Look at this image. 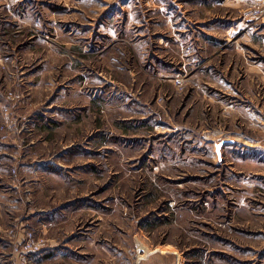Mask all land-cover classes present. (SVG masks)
Returning <instances> with one entry per match:
<instances>
[{
	"label": "rangeland",
	"instance_id": "1",
	"mask_svg": "<svg viewBox=\"0 0 264 264\" xmlns=\"http://www.w3.org/2000/svg\"><path fill=\"white\" fill-rule=\"evenodd\" d=\"M0 72V264H264V0H0Z\"/></svg>",
	"mask_w": 264,
	"mask_h": 264
},
{
	"label": "built area",
	"instance_id": "2",
	"mask_svg": "<svg viewBox=\"0 0 264 264\" xmlns=\"http://www.w3.org/2000/svg\"><path fill=\"white\" fill-rule=\"evenodd\" d=\"M1 228V227H0ZM45 246V240H36L32 232H29L25 238V244L21 249L19 246H16L15 250L17 251L18 260H6L2 264H29V261L26 257L27 252L39 251Z\"/></svg>",
	"mask_w": 264,
	"mask_h": 264
},
{
	"label": "crops",
	"instance_id": "3",
	"mask_svg": "<svg viewBox=\"0 0 264 264\" xmlns=\"http://www.w3.org/2000/svg\"><path fill=\"white\" fill-rule=\"evenodd\" d=\"M28 70L24 69V71H22V74L26 75V72ZM1 75V72H0ZM6 79V76H5ZM262 98H264V93L262 94ZM12 149L10 150V148H6L5 149H1L0 148V179H2V175H4V171L7 168V166L5 165V160L6 159H10L12 161H15L14 159H16L18 157V155L20 154L19 149L21 148L20 146H17L15 144L11 145ZM13 150H16V152H14ZM222 152H223V148H222ZM20 162H22L21 159H19Z\"/></svg>",
	"mask_w": 264,
	"mask_h": 264
},
{
	"label": "water",
	"instance_id": "4",
	"mask_svg": "<svg viewBox=\"0 0 264 264\" xmlns=\"http://www.w3.org/2000/svg\"><path fill=\"white\" fill-rule=\"evenodd\" d=\"M227 142V140H222L216 144V151L219 156V159H222V147Z\"/></svg>",
	"mask_w": 264,
	"mask_h": 264
}]
</instances>
